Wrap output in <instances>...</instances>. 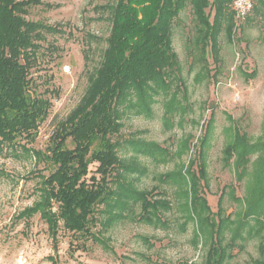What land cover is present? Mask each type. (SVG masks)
<instances>
[{
    "label": "rangeland",
    "instance_id": "obj_1",
    "mask_svg": "<svg viewBox=\"0 0 264 264\" xmlns=\"http://www.w3.org/2000/svg\"><path fill=\"white\" fill-rule=\"evenodd\" d=\"M40 1L53 8L30 6L26 19L61 32L43 33L34 83L39 92L48 87L57 96L51 97L54 102L35 140L25 145L29 153L19 146L16 151L7 147L0 152L2 264H18L20 255L23 264H211L207 259L214 238L207 228L202 230L196 215L185 212L190 202L188 177L193 174L199 195L213 215L222 195L219 205L225 221L217 246L224 252L221 264H253L264 246V230L257 234L256 218L244 216L253 189L264 179V8L259 0L253 2L260 11L253 10L235 26L230 39L224 32L219 35L216 62L206 50L207 64L194 47L191 8L182 10L172 26L179 69L168 93L154 95L149 112H126L119 135L112 137L120 143L119 158L134 169L123 173L126 186L151 192L153 200L169 207L159 209L161 223L139 220L140 203H129L124 218L107 228L99 224L106 215L95 214L98 222L91 232L97 241L61 229L55 246L39 215L17 218L37 199L40 176L51 170L31 151H47L57 123L84 94L102 61L111 27L110 8L116 0ZM61 65H70L71 75H60ZM235 139L247 149L242 161L239 150L226 152ZM128 141L155 144L164 152H146L150 145L139 152ZM25 142L18 139L16 144ZM67 147L72 148V143L68 141ZM96 167L95 163L89 166L86 179L98 177ZM179 172L186 180L181 181Z\"/></svg>",
    "mask_w": 264,
    "mask_h": 264
},
{
    "label": "trees",
    "instance_id": "obj_2",
    "mask_svg": "<svg viewBox=\"0 0 264 264\" xmlns=\"http://www.w3.org/2000/svg\"><path fill=\"white\" fill-rule=\"evenodd\" d=\"M259 4L264 8V0H259ZM33 5L53 8L40 0H0V152L19 146L29 153L25 145L35 140L54 102L51 97L57 96V91L48 87L39 92L33 74L39 68L35 65L36 54L44 39L43 33L61 30L26 19L27 10ZM186 7L192 11L194 47L200 50L202 62L207 64L204 57L207 49L216 62L219 35L224 32L230 39L236 26L230 0H116L111 6L110 32L98 69L89 78L77 105L57 123L47 151H31L35 160H45L51 170L40 176L37 199L20 211L17 218L29 220L39 215L54 246L61 229L72 236L97 241L98 236L91 232V227L98 222L95 214L106 215L99 224L107 228L124 218L129 203H140L139 220L161 223L158 212L167 205L153 200L151 192L126 186L123 173L134 169L119 158L120 143L112 137L119 135L126 112L136 109V112H149L153 96L168 93L179 69L178 55L172 46V26ZM253 10L260 11L254 2ZM61 66L60 75L69 76L61 73ZM171 100L168 106L173 107ZM18 139L26 142L16 144ZM68 141L72 148L67 147ZM128 142L139 152L147 145L151 148L146 152H164V148L155 144ZM237 150L242 161L247 154L242 140L235 139L226 148L228 154ZM94 163L98 177L92 175L86 179L89 166ZM189 165L191 168L192 162ZM179 178L186 180L183 174ZM195 178L194 174L188 177L190 202L185 212L196 215L202 230L207 228L211 239L214 238L207 262L221 264L224 252L217 246L225 221L219 205L222 195L213 215L206 200L199 195ZM249 200L244 216L256 218L260 225L257 234H260L264 230V179L255 186ZM260 256L253 264H264L263 245Z\"/></svg>",
    "mask_w": 264,
    "mask_h": 264
},
{
    "label": "built area",
    "instance_id": "obj_3",
    "mask_svg": "<svg viewBox=\"0 0 264 264\" xmlns=\"http://www.w3.org/2000/svg\"><path fill=\"white\" fill-rule=\"evenodd\" d=\"M253 8V0H230V9L234 15L235 25L238 26L239 23L245 21L247 16L250 14ZM72 68L70 65H62L61 73L64 75H71ZM25 260L20 255L17 259L18 264H23ZM0 264L2 261L0 259Z\"/></svg>",
    "mask_w": 264,
    "mask_h": 264
}]
</instances>
